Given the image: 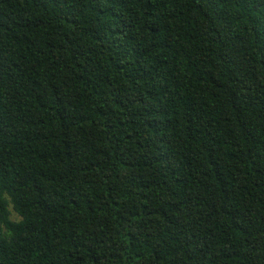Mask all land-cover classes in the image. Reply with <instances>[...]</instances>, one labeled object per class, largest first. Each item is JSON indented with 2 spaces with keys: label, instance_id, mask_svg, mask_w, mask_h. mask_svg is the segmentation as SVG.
<instances>
[{
  "label": "trees",
  "instance_id": "16d2710c",
  "mask_svg": "<svg viewBox=\"0 0 264 264\" xmlns=\"http://www.w3.org/2000/svg\"><path fill=\"white\" fill-rule=\"evenodd\" d=\"M0 264H264V0H0Z\"/></svg>",
  "mask_w": 264,
  "mask_h": 264
},
{
  "label": "rangeland",
  "instance_id": "374dc122",
  "mask_svg": "<svg viewBox=\"0 0 264 264\" xmlns=\"http://www.w3.org/2000/svg\"><path fill=\"white\" fill-rule=\"evenodd\" d=\"M9 211H10V216H11V220L13 221H17L18 220V217L12 212L11 208H9Z\"/></svg>",
  "mask_w": 264,
  "mask_h": 264
}]
</instances>
